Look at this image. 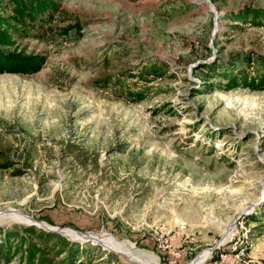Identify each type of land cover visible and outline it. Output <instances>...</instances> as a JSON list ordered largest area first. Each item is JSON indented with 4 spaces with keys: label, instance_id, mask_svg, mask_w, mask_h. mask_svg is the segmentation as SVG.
Listing matches in <instances>:
<instances>
[{
    "label": "rangeland",
    "instance_id": "1",
    "mask_svg": "<svg viewBox=\"0 0 264 264\" xmlns=\"http://www.w3.org/2000/svg\"><path fill=\"white\" fill-rule=\"evenodd\" d=\"M59 1L18 39L42 67L0 73V225L86 233L83 264H264V89L221 85L264 69V22L230 17L264 0Z\"/></svg>",
    "mask_w": 264,
    "mask_h": 264
},
{
    "label": "trees",
    "instance_id": "2",
    "mask_svg": "<svg viewBox=\"0 0 264 264\" xmlns=\"http://www.w3.org/2000/svg\"><path fill=\"white\" fill-rule=\"evenodd\" d=\"M60 8L59 0H0V73H32L38 71L46 61V55L40 51H27L18 45V39L30 34L44 38L50 22ZM230 17L246 19L259 25L264 22V7L247 6L240 12H232ZM80 30L78 22L67 23L62 27L63 34L70 29ZM216 62L205 64L213 68ZM230 71L221 72L226 89L244 86L250 89H264V69H248L233 63ZM168 65L164 61L151 62L140 70L144 80L167 73ZM135 100L144 97V89L125 90ZM1 154V152H0ZM1 157V156H0ZM11 165L10 161L3 163ZM19 171V169H17ZM98 245L69 239L65 235L44 229L36 224L0 225V264H83L91 260V248Z\"/></svg>",
    "mask_w": 264,
    "mask_h": 264
},
{
    "label": "water",
    "instance_id": "3",
    "mask_svg": "<svg viewBox=\"0 0 264 264\" xmlns=\"http://www.w3.org/2000/svg\"><path fill=\"white\" fill-rule=\"evenodd\" d=\"M28 216H29V215H28ZM29 218H30V219L27 220V221L24 222V223H28V224H36V225H38V226H40V227H42V228H44V229L59 232V233L65 235L66 237H68V238H70V239H73V240H80V241L91 240V241L94 242V243H100V242H98V241H96V240L90 239V237H88V236H79V237H76V236L69 235V234H67L65 231H63V227L58 226V225L50 224V223H48V222H46V221H44V220L35 219V218H33V216H29ZM20 222H21V221H20ZM74 230H76V229H74ZM77 231L80 232V233H83V232H81V231H79V230H77ZM83 234H86V233H83ZM218 245H219V244H215V245L211 246V247H210V248H211L210 251H212V250H213L216 246H218Z\"/></svg>",
    "mask_w": 264,
    "mask_h": 264
},
{
    "label": "bare ground",
    "instance_id": "4",
    "mask_svg": "<svg viewBox=\"0 0 264 264\" xmlns=\"http://www.w3.org/2000/svg\"><path fill=\"white\" fill-rule=\"evenodd\" d=\"M63 229H64V228H63ZM68 232L70 233V235H71V234H74V236H75V235H76V236H84V235H82L80 232H79V233H76V232L71 231V230H69ZM93 237L96 238V239H103V237H106V238L108 239L109 243H111V244H113V245H117V246H122V247H123L122 250H123L124 252H126V253L129 252V251L134 250V249H130V248H129V247H131V246L128 247L126 244H120V243L116 242V241L113 240L110 236H105V235H100V236H99V234H98V236H97V235H93ZM209 255H210V252L205 253L203 256L200 257V259H199L198 261H196V262L193 263V264H199V263L203 262V261H204ZM151 256H153V255H151ZM154 257H155V256H154ZM153 260H154L153 264H160L159 261H158L156 258H153Z\"/></svg>",
    "mask_w": 264,
    "mask_h": 264
},
{
    "label": "built area",
    "instance_id": "5",
    "mask_svg": "<svg viewBox=\"0 0 264 264\" xmlns=\"http://www.w3.org/2000/svg\"><path fill=\"white\" fill-rule=\"evenodd\" d=\"M233 249L235 250V252L237 253V256H239L240 254H243L244 253V251H243V248H241V249H239L238 248V245L235 243L234 244V247H233ZM211 254V253H210ZM226 256V254H223V255H221V257H225ZM211 255H209L208 257H210ZM207 257V258H208Z\"/></svg>",
    "mask_w": 264,
    "mask_h": 264
}]
</instances>
